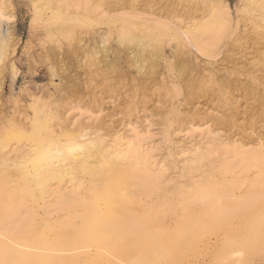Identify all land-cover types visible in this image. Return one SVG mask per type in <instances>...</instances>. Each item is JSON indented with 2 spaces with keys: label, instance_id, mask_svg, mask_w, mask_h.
Here are the masks:
<instances>
[{
  "label": "rangeland",
  "instance_id": "374dc122",
  "mask_svg": "<svg viewBox=\"0 0 264 264\" xmlns=\"http://www.w3.org/2000/svg\"><path fill=\"white\" fill-rule=\"evenodd\" d=\"M42 1L0 0V48L8 47L4 49L6 56L0 57L1 64L4 60L3 69L0 64V136L8 125L28 129L40 107L51 111L56 131L76 132L84 125L99 123L105 125L110 136L126 137L136 132L163 181L153 193H127L133 199L123 203L118 215L131 222L152 214L156 221L135 224L140 233L142 228L159 224L167 235L183 234L181 244L172 250L154 243L134 244V251L126 256L119 253L122 247L104 243L112 240L106 238V233H95L92 238L91 232L100 225L90 223L83 230L88 236L85 240L57 253L74 256L78 264H234L231 252L240 251L239 264H264V219L255 225L264 212V163L260 168L247 169L236 164L232 172L222 173L220 154L206 153L197 158V151L207 149L214 139L264 141V22L249 20L248 13L239 10L246 0H227L230 30L208 50L200 53L188 45L178 48L176 39L163 38L162 52L150 75L146 74V62L139 59L140 53L134 48L125 49L117 40L115 29L123 5L132 17L162 15L177 23L184 1L103 0L98 10L89 4H70L60 16L50 18L47 12L44 18H37L35 8ZM260 1L257 4H262ZM66 33L76 35L71 43L63 37ZM182 61L183 76L174 68ZM145 80L150 84L142 82ZM195 82L202 90L194 88L192 94L177 96L172 91L175 85L184 91L183 83L190 88ZM217 121L223 122L222 126ZM29 145L27 138L10 140L7 147H0V163L4 158L7 162L15 159ZM227 161L236 162L232 156ZM27 168L32 170L29 163ZM10 171L14 174L16 168ZM30 180L29 175H22L10 186L18 187ZM213 181L216 185L211 187ZM198 182L206 186V193H194ZM88 200H94L103 212L107 208L103 199L90 195ZM23 210V206L17 207L7 226L15 227ZM212 210L219 211L213 218L207 215ZM38 211L41 218L44 211ZM69 211L73 213L51 205L47 216L61 228L60 236L69 237L73 226L83 227L80 217L74 218ZM67 214L72 217L68 219ZM62 216L73 226L67 221L64 225ZM47 233L51 239L53 233ZM231 239L245 244L230 243ZM36 246L37 261L45 252L52 253L40 244ZM158 250L163 256L157 255ZM140 252L147 257H142L143 263L135 260ZM0 258V264H4ZM72 258L66 264H75Z\"/></svg>",
  "mask_w": 264,
  "mask_h": 264
},
{
  "label": "bare ground",
  "instance_id": "6f19581e",
  "mask_svg": "<svg viewBox=\"0 0 264 264\" xmlns=\"http://www.w3.org/2000/svg\"><path fill=\"white\" fill-rule=\"evenodd\" d=\"M181 1L184 2L180 6L185 7L182 8L183 10L180 8L182 12L180 11L177 16V23H175V20L168 19L162 15L150 14L149 17L137 18L134 15L132 17L130 16L132 13L128 12L129 9L125 10V5H123L120 22L119 24L116 23L118 24L115 29L117 40L125 49L134 48L136 53H140L141 57L139 59L146 62L147 72H149L146 74L148 75L153 72V67L156 64L155 61L162 52L163 38L176 39V46L178 48L181 45L193 46V48L201 53L216 45L230 30L231 14L227 0ZM263 1L262 4H257V0H246L239 10L242 13H248L249 20L262 24V21L264 22ZM81 3L83 5L89 4L93 7V10H98L103 6V0H44L42 3L36 5V11H34L37 18H44L47 16V12L51 14L50 18H55L60 16L59 14L67 9L70 4ZM99 11L102 12V10ZM192 13L195 14L193 15ZM2 14L3 11L0 10V15ZM8 17L9 15L6 16V18ZM75 36V34L70 33L63 35L70 43L74 40ZM4 49L0 48V57L2 55L6 56L5 52L7 51ZM261 58L263 59L262 55ZM3 62L2 64L0 63L1 69L4 66ZM174 68L178 71L179 75L183 76L185 63L182 61L179 64H175ZM142 82L150 84L147 80ZM226 83L228 84V81ZM183 84L184 91L178 85L172 88L176 96L183 94V92L186 95L188 93L192 94L193 92H190L194 88L202 90L201 85L196 82L192 83L190 88L188 84ZM50 112L40 107L34 116H32L28 129L16 124L8 125L0 136L1 148L7 147L10 140L18 141L27 138L30 142L29 147L19 153L15 159L7 162L8 160L4 158L0 163V257H3L4 264H66L68 259L74 256H66L57 252L71 250L82 240H85L88 236L83 230L90 223L100 225L99 227H95L93 232H91L92 238L96 236L95 233H106V238L112 240H105L104 243L122 247L121 251L118 249L120 255L128 256L129 253H132L134 248L131 245L134 244L154 243L158 248L169 246V248L166 247L168 250H172L176 245L181 244L179 239L183 237V234L182 236L180 234L175 236L167 235L166 230L159 224V226L157 225L154 228H142L141 233L136 231L138 229L135 227V224L140 226L153 220L156 221L152 214L148 213V218L135 219L131 222L118 215L122 205H124L123 203L128 202L129 198L133 199L130 195L128 197L127 193H153L158 189L159 184L161 186V182L163 181H160L159 170L153 168L150 162V155L141 144L142 138L140 139L136 132H132L134 134L126 137L121 134L110 136L109 133L105 132V125L103 126L99 123L93 127L84 125L76 132L74 130L69 132L56 131L51 123L52 115ZM220 122L217 121L216 123L222 126L223 122ZM29 133H32V135H28ZM228 140L214 139L207 149L197 151V158L206 153L220 154L222 159H220L219 168L222 173L232 172L236 164L239 166L243 165L247 169L251 167L260 168V164L264 163V141L261 138L257 140H241V138L236 137L232 138L231 141ZM31 141L33 142L31 143ZM229 156L234 157L236 162L227 161ZM28 163L31 165V171L27 168ZM10 168H16V172L13 174ZM22 175H29L31 183L28 181L27 183L20 184L18 187L10 186L13 182L17 181V177ZM214 185H216L214 181L210 183L211 187ZM205 188L206 186L202 185V182H198L194 193H206V191L203 192ZM221 188L223 189L224 187ZM186 191L188 190L186 189ZM90 195L97 200L103 199L107 203V208L104 212L100 210L94 200L93 202L88 200ZM44 199L46 201L42 205L47 209L42 208V205L39 203ZM27 202H30L29 205H26ZM14 203L15 205L13 206ZM211 204L213 205V203ZM51 205H55L62 210L63 208L67 211L71 209L73 213L69 212L74 218L75 216L80 217V223L83 227L70 224L71 222L69 223L68 221L70 220L68 219L72 215L67 214L69 218L67 219L66 217L67 220H64L62 216L63 219L60 218V221L63 220V223L67 221L70 227L73 226L71 227L72 231H70V234L68 233L69 237L60 236L62 232L61 228L59 229L53 225L52 221L47 217L50 214ZM19 206L24 207V214L18 216L17 220H15V227L11 228L7 226L8 219L13 220L14 211ZM39 208L44 211L41 218L38 216ZM78 208L82 209V213L78 211ZM217 212L219 211L213 212L212 210L207 215L213 218ZM21 213L19 211L18 214ZM18 214L16 213V216ZM262 214L261 216L260 212L259 216L261 218L258 223L257 221L256 224L253 222L255 225H259L264 219V212ZM37 216L39 219H37ZM186 231L188 232V230ZM47 232L53 233L51 239H49L48 235L50 234ZM129 233H132L133 236L130 237ZM233 242L234 240L230 241V243ZM234 243L237 244L238 242ZM37 244L42 245L44 250L52 253L45 252L41 255L42 259L37 261L38 255L34 251ZM238 244L242 246L245 243L241 242ZM144 251L141 250V252ZM165 251L162 250L161 252ZM141 252L135 259L137 263H143L142 257H146ZM145 253L148 254L147 251ZM157 255L163 256L159 254V250ZM231 255L235 258L234 264H239L238 259L241 252H231ZM74 260L75 264H78V261ZM1 263L3 264V262Z\"/></svg>",
  "mask_w": 264,
  "mask_h": 264
}]
</instances>
